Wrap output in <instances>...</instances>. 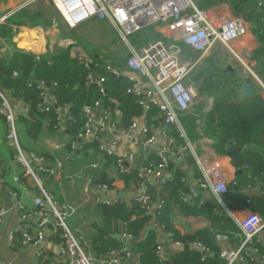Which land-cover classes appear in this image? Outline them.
<instances>
[{
	"label": "built area",
	"instance_id": "obj_1",
	"mask_svg": "<svg viewBox=\"0 0 264 264\" xmlns=\"http://www.w3.org/2000/svg\"><path fill=\"white\" fill-rule=\"evenodd\" d=\"M34 2V0H32ZM69 29L91 20L106 23L111 27L118 38V46L125 51L124 73L108 58L106 51L97 53L94 58L83 52H76L78 62L89 69L87 82L94 84L100 98L82 107L83 125L80 132L69 139V146L74 152L81 144L94 142L103 154L115 157V165L120 173H126L127 166L134 165L135 149L146 151L151 149L157 162L150 161L137 170V178L142 185L149 178H159L169 165L171 159L180 160L187 155L191 156L199 170V177L180 199L186 203L198 198L201 192L210 193L219 205L225 208L224 197L228 193V180L219 164L209 161L204 156L197 155L194 145L188 139L181 123V118L191 115L196 105L197 94L192 83L201 57L193 59L184 55V49L204 55L216 44L224 46L234 55L232 45L247 35L248 27L238 15L227 16L223 11L214 8H199L198 0H49ZM161 27L158 30L165 39H157L144 45L137 46L130 41L144 29ZM30 28V27H29ZM42 35V27L30 28ZM167 39V40H166ZM169 39V40H168ZM72 41H64L59 45L68 46ZM44 52L34 53L37 57ZM107 77L117 80L125 78L127 87L125 94L135 98L136 104L142 113L131 120L127 128L121 127L119 120L121 112L117 109L114 100L110 102L114 107L102 104L107 100L104 84ZM38 94L37 107L44 114L52 113L55 117L53 129L57 133H64L68 124L73 123L74 117L70 105H59L54 91L44 82H36ZM56 84H53V87ZM24 114L29 113V106L23 105L11 98L2 89L0 82V118L3 119L6 132L0 138L13 149V160L21 169V176L14 175L13 181L18 188L27 194L23 180L31 181L39 195L33 199L35 210L26 212L17 193L10 192L14 199V208L22 212L21 220L33 219V225H18L11 235H20V244L23 247H34L37 255L43 256L46 231L49 226L60 232L61 240L58 243V258L47 264H128L133 256L130 249L129 234H121V250H112L98 258L89 255L87 247L67 224L76 207L69 204H59L48 193L43 185L42 174L55 177L60 174L63 163L55 158L48 163L43 156L33 152H26L18 138L17 109ZM152 114V120H160L163 125L173 127L182 141L176 148V141L161 131L165 140L157 144L155 136L147 124V116ZM127 142L132 150L120 151V147ZM56 148L58 146H55ZM0 178V191L3 187ZM102 191H107L106 185H99ZM88 190V186H85ZM134 201L148 211L154 210L151 197L142 192L134 196ZM109 204L111 200L100 201ZM249 203V201H247ZM156 205V210L160 208ZM8 209L0 205V223L7 215ZM232 216V215H230ZM234 221L242 235V242L235 250H222L220 258L223 264H262L264 258L259 255L258 248L252 247L254 238L264 236V216L249 212L244 217ZM172 242L171 235H168ZM225 239L224 236H217ZM178 244L177 242H175ZM196 247H204L195 243ZM160 247L156 253L159 254Z\"/></svg>",
	"mask_w": 264,
	"mask_h": 264
},
{
	"label": "trees",
	"instance_id": "obj_2",
	"mask_svg": "<svg viewBox=\"0 0 264 264\" xmlns=\"http://www.w3.org/2000/svg\"><path fill=\"white\" fill-rule=\"evenodd\" d=\"M225 1L236 11L247 3L251 14L256 20L257 27L254 33L258 45L251 52L250 60L256 63L254 73L260 83L264 85V10H258L249 0ZM58 17L55 15V11L44 0H41L14 14L8 20V26L0 27V36L9 41L15 33L16 27L48 28L51 26V21L58 20ZM152 34L154 38L160 36L155 33ZM145 39L148 40L146 36ZM134 41L137 46H141L145 42L142 39L139 40L138 34L134 36ZM78 50L83 49L75 41L74 44L64 49H47L46 53L39 57L31 52H23L22 50H16L9 57H0V82L2 89L12 99L30 103L28 117H21L19 120L21 128L26 131L28 137L36 139L41 133L45 122H48L46 128L50 133L55 132L53 129L55 123L54 115L52 113L44 114L37 107L36 82L42 81L50 87L56 94L59 105H70V111L75 121L68 124L64 131L70 140L74 139L82 128L84 121L81 112L82 107L100 98L97 87L87 82L86 77L89 69L80 64L75 56ZM91 57L94 58V56ZM116 64L123 65V62L118 61ZM217 68L211 63L208 64L197 79L201 94L213 98L212 106L208 111H201L200 107L198 109L203 121L202 130L205 135L214 140V148L217 152H223L226 147L231 148L230 156L233 166L246 168V174L228 189L224 202L231 211L243 209L247 206L246 191L248 186L258 187L263 197L257 199L251 205V209L253 212L264 216L263 88L250 75L242 78L226 67L219 68V71L215 70ZM107 78L104 89L108 99L103 100L102 104L107 107H114L110 102V100H114L117 109L121 112L119 124L121 127L127 128L131 120L141 114V109L136 104L134 97L125 94V89L128 85L125 78L120 80L111 77ZM53 84H56V86L53 87ZM183 122L186 131L189 132V138L196 139L197 135H193L195 131L194 115L183 117ZM177 142L181 144L182 141L178 140ZM64 149L67 155L71 154L72 149L69 146V142ZM87 149L97 151L98 145L94 142L81 144V147L73 153L76 156L81 154L87 156L88 152L85 153ZM54 157L50 153L44 155L48 163H51ZM103 158L107 164L115 161V157L107 154H103ZM154 162H157V160ZM188 162H192L191 157L188 158ZM95 174L94 184L106 185L110 188L111 179H107L104 174ZM136 175L137 173L134 171L129 175L125 173L118 174V177L128 187L131 181L138 183L139 180ZM182 177L183 173L175 170L173 172V181L161 187L157 194L160 199L159 202H161L158 216L148 212L141 203L136 201H131L129 206L121 201L112 204H98L95 209L102 226L101 228H95L96 231L91 241V250L97 256L116 250L119 247L117 240L109 238L108 235L110 233H126L132 239H137L145 226L152 219H157L158 223L164 227V230L171 234L172 242H180L187 246L197 242L204 247L206 254L209 253L206 255L204 252L190 250L187 247L173 257L172 264H222L220 251L214 244V233L212 231L198 230L193 234L180 235L179 232L170 226L169 213L171 206L174 203H178L186 216L204 215L215 225H224L226 226L224 229L230 227L232 232L239 233L240 231L215 201H210L205 205H200L197 201L183 203L180 197L186 191L184 183L181 181ZM55 195L57 196L56 192ZM70 196L74 197V194H70ZM58 202H61V199ZM223 231L225 232V230ZM255 247L264 255V247L259 245ZM156 249V233L154 231H150L145 239L136 242L133 246V251L140 253L141 264H160L156 256Z\"/></svg>",
	"mask_w": 264,
	"mask_h": 264
},
{
	"label": "crops",
	"instance_id": "obj_3",
	"mask_svg": "<svg viewBox=\"0 0 264 264\" xmlns=\"http://www.w3.org/2000/svg\"><path fill=\"white\" fill-rule=\"evenodd\" d=\"M249 2L252 3L258 10H264V0H249ZM32 3V0H0V27L8 26V20L14 14L24 9L25 7L30 6ZM49 5L54 10L52 5ZM197 5L199 8L202 9L214 8L217 11H223L227 13V16H240L248 27V33L246 36H244L232 45L234 55L230 54L227 49L224 48V46L219 44L213 46L202 56L184 49L183 53L185 56H190L193 59L201 57L199 65H197L195 72L192 75V79L194 76L200 77L201 72L206 69L207 63L206 65H204V67L199 68V66H201L205 61H208V64L211 63L214 67H216V65L212 62V59L209 58V56L210 52H212L218 46H221L226 50L229 56L231 55L234 58V61L239 62L240 64L238 65V68L230 66H226V68L230 71L237 73L239 77L244 78L250 75L251 77L256 79L263 88L262 93L264 96V85L260 83L254 73V67L256 63L250 60L251 52L257 47L258 44L254 33V30L257 27L256 20L250 12L249 5L245 3L238 11L234 10L232 6L225 0H198ZM51 26L48 28H43L44 31L42 35H40L35 30L30 29L29 27L19 26L16 27L15 33L13 34L11 40L8 41L6 38L0 36V57H9L16 50H22L23 52H31L33 54L39 52L42 53L44 51L46 53L47 49H49V43L47 41L49 33L57 32V29L55 27L56 25L53 24ZM161 29V27H153V29L151 30L152 33L160 35L158 38L155 37L154 39H152L153 34L149 32L148 37H150V40H146L145 36H142L141 38H139V40L142 39L143 41H145L144 43H148V41L151 42L160 38L165 39L162 34L158 31ZM39 37H41L43 43L40 45V48L38 50H34L31 47H27L33 42L38 41ZM65 41H72L75 43V40L72 38H68ZM115 48H113L111 45L108 50L103 51L107 52L108 58L111 59L115 66H117L124 73H126L127 70L125 68V51L124 49H120L119 46ZM78 51L83 52L82 50ZM97 53L100 52H96L92 54V56H95ZM118 61H122L123 65H117L116 62ZM238 70L243 71L244 76H242ZM194 87L198 100L195 102L196 105L191 115H194L195 117V131L193 132V135H197V138H189V132L186 131V128L184 127L185 124L183 122V117L185 116L181 118V123L186 131L188 139L194 145L197 155L204 156L205 158H207V160L215 161L219 164L228 180L229 189L235 184V182L239 178H242L246 174V168L243 166H233L231 164L230 156L231 148L226 147L223 152H217L214 148V140L209 136L205 135L204 131L202 130V117L201 114L198 113V109L200 107L201 111H208L212 106L213 98L201 94V92L199 91V81H197V84L194 85ZM15 101L20 102L23 105H27L30 108V103H26L21 100ZM152 116L153 115L151 113L147 116V124L150 127L151 132L158 137L157 144H162L165 142V140H163L160 134L161 131H165L167 136L175 139V146L176 148H178L180 144H178L177 141L180 139H178V134L174 130V128L170 126L166 127L162 124L160 120H152ZM21 117H28V114H24V112L20 108L17 109L18 131L21 132L23 136H26V141H28L25 142L24 150L26 152H33L43 157L45 154L50 153L55 156L54 159L57 158L62 161L63 168L59 175L55 177H46L47 175L42 174L43 185L45 190L53 196L56 202L61 199V202H58L59 204L66 203L76 207L75 213L67 219V224L72 229V231L80 237L82 242L87 247L89 255H91L93 258L100 259L101 257L97 256L91 250V241L96 231L95 228H101L102 226L95 209L96 206L101 203V200L109 199L111 200V204L116 203L117 201H121L124 202L127 206H129L131 201H134V196L144 192L151 197L154 207L152 213H154L155 216H158L160 208L156 210V205H161V202H159L160 199L157 197V194L161 190V187L163 185H166L167 183L173 181V172L175 170H179L183 173L181 181L184 183L186 192L191 186L195 184L196 179L199 177V170L195 165L194 160L191 156L187 155L186 157H183L180 160L171 159L169 165L162 172L159 178L151 177L142 185L140 184V180L138 181V183L131 181L129 186L126 187L124 181L118 177V174L121 173L118 172L115 165V161H112V163L107 164L106 160L103 158V153L99 152L98 149L97 151L93 149H87L85 151V153L88 152L87 156H83L82 154L76 156L73 152L67 155L66 150L64 148L66 144H68L69 136L66 133H50V131L46 128L48 122H45V127L42 126V131L38 135V137L36 139L30 138L27 136L26 131L21 128V124L19 123ZM5 132L6 128L4 125V121L0 118L1 139L4 137ZM55 146L58 147L56 148ZM128 149L132 150V146L129 145V143L127 142H125L124 145L120 147V151H126ZM135 155V163L134 165L127 166L128 170L125 173L126 175H129L134 171H136L137 173V170L143 167L146 163L150 161L154 162L155 160H157L151 149H147L146 151H139L138 149H135ZM189 157H191L192 162H188ZM95 169L97 170L95 171ZM21 173V167L13 160L12 147L4 141L1 142L0 178L3 180V187L0 191V205L5 207V209H8V212L3 221L0 223V264H47L58 258L59 255L58 243L61 239L60 232L57 229L52 226H49V228L47 229L44 241V253L42 257H39L37 255L36 248L23 247L20 244V235H11L12 230L18 225H33V219L28 221L21 220L20 217L22 212L14 208V199L9 195V193H17V196L22 201L26 212H33L35 210L33 199L39 195L37 189L34 187L31 181L23 180L24 186L27 188L28 191L27 194H25L18 188L17 183L13 181V176H21ZM95 173L104 174L106 175L107 179L112 180L111 186L110 188L108 187L107 191H102L98 184L93 183V181H95ZM85 186H88L87 191L85 190ZM55 192L57 193V196L55 195ZM70 194H74V197H71ZM246 196V202L249 201V203H246L247 206L243 209L234 211L229 210L225 202V208L219 205L214 199V197L210 193L205 191L201 192L198 198L191 199L186 203H189L191 201H197L200 205H205L210 201H215L218 204L219 208L228 215L231 222L239 230L238 225L236 224L232 216L236 219H240L249 212H253V210L251 209V205L257 199H261L263 197V194L258 187L248 186ZM223 199L225 200V197ZM169 219L170 226L174 230L179 232L180 235L193 234L198 230L212 231L214 233V244L218 247L220 252L225 249L235 250L240 246L242 242V235L240 231L239 233L234 231L232 232L230 227L224 229L226 226L221 224L215 225L211 223L210 220H208V218L204 215L186 216L183 214L182 208L178 203L172 204L169 213ZM223 230H225V232ZM150 231H154L156 233V244L157 247H160V252L159 254L156 253V256L159 259L160 264H172L173 257H175L187 247L190 250H197L206 254L205 249L201 250L196 247L195 243L197 242H193L187 246L180 242H177L178 244H176L175 242L169 241L168 235L170 233L164 230V227L158 223L157 219H152L151 222L145 226L144 230L141 232L137 239L131 238L129 240V245L133 256L131 257V260H129L128 263L141 264L140 253L133 251V246L136 244V242L145 239V237ZM121 234L110 233L108 235L109 238H115L117 240V244L119 247L116 250H121V248H123L121 243ZM218 235L224 236L226 238L218 239ZM256 245L263 247L258 237L254 238L252 242V247H255ZM259 255L264 258V255L262 253L259 252ZM221 262L223 264L222 260Z\"/></svg>",
	"mask_w": 264,
	"mask_h": 264
},
{
	"label": "rangeland",
	"instance_id": "obj_4",
	"mask_svg": "<svg viewBox=\"0 0 264 264\" xmlns=\"http://www.w3.org/2000/svg\"><path fill=\"white\" fill-rule=\"evenodd\" d=\"M41 0H34L33 3H37ZM46 4H50L49 0H44ZM50 6V5H49ZM55 10V9H54ZM55 15L59 18L58 20H53L51 21V25L55 24L57 32L49 33L48 36V43H49V49L50 50H55L58 48H65V45L62 46H58L61 42H64L65 40H67L68 38H72L74 39L77 43H79V45L82 47V51L85 52L86 55L92 56V54L96 53V52H101L103 50H108V48L112 47H118V44L120 45L117 35L115 33V31L107 26L106 23H99L95 20H91L85 24L79 25L78 27L74 28V29H69L66 24L64 23L63 19L61 18L60 14L58 12L55 11ZM52 27V26H51ZM153 29V27H149L147 29H144L142 32H140L139 38L140 36H146L148 35V32H151V30ZM130 41L134 44V37H130L129 38ZM147 39L150 40V37H147ZM152 39H154V37H152ZM42 41L41 37H39L38 39V43L39 41ZM149 42V41H148ZM141 44V43H140ZM146 43H143L142 45H144ZM225 48V47H224ZM221 46H218L216 49H214L212 52H210V56L209 58L212 59V62L216 65V67L218 68H223L226 66H230V67H234V68H238L239 62L234 61V58L230 55L227 54L226 50ZM116 49V48H115ZM122 49V48H120ZM116 53V52H115ZM208 65V61H205L201 66H199V68L204 67V65ZM216 71H219L220 69H215ZM239 71V70H238ZM239 73L244 76V72L243 71H239ZM199 77H193V84L196 85L197 84V79ZM198 100V98L196 99V101ZM18 138L19 141L21 143V145L23 146V149H25V142L26 141V136H23L21 134V132L18 131Z\"/></svg>",
	"mask_w": 264,
	"mask_h": 264
},
{
	"label": "bare ground",
	"instance_id": "obj_5",
	"mask_svg": "<svg viewBox=\"0 0 264 264\" xmlns=\"http://www.w3.org/2000/svg\"><path fill=\"white\" fill-rule=\"evenodd\" d=\"M43 43V41H39V43H38V41H35V42H33L32 44H30L29 46H27V47H31V48H33L34 50H38L39 48H40V45Z\"/></svg>",
	"mask_w": 264,
	"mask_h": 264
},
{
	"label": "water",
	"instance_id": "obj_6",
	"mask_svg": "<svg viewBox=\"0 0 264 264\" xmlns=\"http://www.w3.org/2000/svg\"><path fill=\"white\" fill-rule=\"evenodd\" d=\"M258 238H259V241L261 242V244H262L263 247H264V236L259 235ZM262 264H264V262H263Z\"/></svg>",
	"mask_w": 264,
	"mask_h": 264
}]
</instances>
